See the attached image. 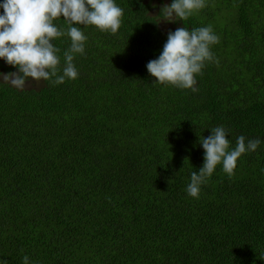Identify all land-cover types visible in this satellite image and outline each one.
Segmentation results:
<instances>
[{"label": "trees", "instance_id": "16d2710c", "mask_svg": "<svg viewBox=\"0 0 264 264\" xmlns=\"http://www.w3.org/2000/svg\"><path fill=\"white\" fill-rule=\"evenodd\" d=\"M116 3V34L81 26L76 79L0 86V261L264 264V143L232 176L218 165L199 198L186 193L211 128L228 130L230 148L264 140V0H206L175 23L159 22L171 0ZM207 25L219 63L198 90L153 84L146 64L168 31ZM54 42L62 70L71 40ZM15 70L0 59V72Z\"/></svg>", "mask_w": 264, "mask_h": 264}, {"label": "clouds", "instance_id": "9594fccd", "mask_svg": "<svg viewBox=\"0 0 264 264\" xmlns=\"http://www.w3.org/2000/svg\"><path fill=\"white\" fill-rule=\"evenodd\" d=\"M206 6V0H171L163 3L161 20L175 23L184 21ZM156 7V5H153ZM123 9L116 0H0V59L16 70L0 72V86L8 85L26 90L28 83L59 85L67 79H76L79 71L75 57L85 54L88 37L83 27L95 26L98 30L116 34L122 23ZM63 18L68 27L61 30L55 23ZM158 22V23H159ZM67 35L71 44L64 52V66L60 65V49L56 38ZM220 41L211 25L169 30L159 55L146 64L147 72L154 77L153 84H167L196 92V76L202 74L208 62L219 63L212 46ZM211 134L199 139L204 150V162L198 171H192L186 193L199 198L201 188L211 178L217 166L229 176L234 175L238 158L255 152L264 143L257 137H237L236 146L230 148L228 130L223 126L211 128ZM0 264H5L0 261ZM23 264H32L25 255Z\"/></svg>", "mask_w": 264, "mask_h": 264}, {"label": "rangeland", "instance_id": "374dc122", "mask_svg": "<svg viewBox=\"0 0 264 264\" xmlns=\"http://www.w3.org/2000/svg\"><path fill=\"white\" fill-rule=\"evenodd\" d=\"M162 26H165V24H164L163 22H162ZM166 27H168V26H166ZM30 84L33 85L32 83H28L26 87L31 88L32 86H30ZM37 85H38V84H36L35 86H37Z\"/></svg>", "mask_w": 264, "mask_h": 264}]
</instances>
